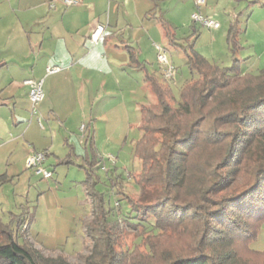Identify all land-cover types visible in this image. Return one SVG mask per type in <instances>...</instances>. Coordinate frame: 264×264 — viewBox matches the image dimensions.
Instances as JSON below:
<instances>
[{"label":"trees","instance_id":"16d2710c","mask_svg":"<svg viewBox=\"0 0 264 264\" xmlns=\"http://www.w3.org/2000/svg\"><path fill=\"white\" fill-rule=\"evenodd\" d=\"M158 19L174 44L173 27L162 14ZM195 40L182 44L192 76L180 85L178 97L164 75L165 80L154 71L145 73L156 101L139 109L141 137L133 152L141 166L130 172L143 189L138 198L119 189L110 194L121 193L126 203L121 206L117 198V206L112 205L94 177L99 157L93 154L83 165L93 203L84 223L92 239L84 264H244L232 245L237 238L264 254L252 246L264 221V65L242 71L237 15L227 34L230 65L208 58ZM130 55L138 61L133 49ZM93 137L89 132L87 142ZM25 213H12L7 221L0 217V264H74L64 252L45 254L32 244L28 227L33 216L27 221ZM123 222L139 229L145 240L138 262L118 246ZM172 232L188 237V246L168 248L159 262L152 257L157 240Z\"/></svg>","mask_w":264,"mask_h":264},{"label":"crops","instance_id":"0c3cea01","mask_svg":"<svg viewBox=\"0 0 264 264\" xmlns=\"http://www.w3.org/2000/svg\"><path fill=\"white\" fill-rule=\"evenodd\" d=\"M247 1H214L217 8L219 6L230 8L227 12L228 21L223 24L219 20L220 26L211 30L214 41L227 37L230 22L235 15L240 21L241 35L247 33L249 21L244 28L242 15L248 14L250 17L253 15L252 9L250 14L247 10L249 6ZM251 1L264 8V0ZM161 2L155 0L154 4V0H76L74 3H67L65 0H0V109L10 107L12 117L14 116L13 123L17 125L13 129L19 131V134L24 125H27L25 133L21 132L26 135L38 118L31 112L30 87L24 80L43 79L45 96L38 104V113L41 112L42 120L44 117L50 120L49 125L51 121L57 120L60 122V130L63 129L57 137L56 133L54 135L52 133L49 137L42 133L29 136L31 147L47 151V162L52 160L56 164L64 160L77 162L78 158L73 156L78 155L76 151L79 149V144L81 142L85 145L89 144L87 142L89 125L83 121L88 114L87 110L90 111V118L98 121L105 116L103 109L111 100L115 102L112 101L113 105L107 107L108 109L116 108L123 103L134 104L140 109V105L145 103L138 92L143 88L145 90L143 95L148 98L146 71L156 73L158 70L163 75L159 62L157 68H150L147 65L148 59L143 49L151 46L152 23L159 24L165 35L158 19L159 15H164L161 12L162 8L158 7L161 6ZM211 4L212 0H206L203 6L206 15L210 17L214 14L211 12L213 10ZM167 21L172 23L175 32L173 45L182 55L185 53L182 48L185 39L176 36L177 21ZM98 24H103L104 30L94 42L91 36ZM197 29L199 30V27L194 23L191 30ZM200 33L199 30L198 34ZM259 33L264 34V25L261 26ZM130 49L135 51L138 61L131 58ZM239 57L244 58L241 62L242 71L259 70L260 67L253 69V65L250 68L242 67L244 63L251 61L250 55ZM171 60L174 62L172 57ZM230 60L226 63L221 59L214 61L230 65L233 61ZM51 64H63L65 68L47 74L46 66ZM172 79L176 80L175 73ZM23 94L25 101L17 107L18 96ZM94 104H98L95 111ZM11 105H14L13 109ZM18 111H20L19 116L15 114ZM92 112H94L93 116ZM18 117L26 118V122H23V119L18 120ZM83 123L86 125L84 129L81 128ZM42 128L45 130L46 127ZM10 135L12 136L11 132L5 129L0 131V139H3L0 144L18 140ZM92 146L93 144L90 147ZM30 150L31 148L15 153L14 163L22 165ZM83 157L85 160L81 163L82 166L92 159L88 155ZM0 175H3L0 177V185L13 178L6 171L1 172ZM1 202L0 199V206ZM17 203L15 198L14 206H17ZM18 208H20L18 213L9 209L0 213V217L7 221L8 212L22 213L24 204ZM29 228L30 225L28 234ZM35 247L42 248V246Z\"/></svg>","mask_w":264,"mask_h":264},{"label":"rangeland","instance_id":"374dc122","mask_svg":"<svg viewBox=\"0 0 264 264\" xmlns=\"http://www.w3.org/2000/svg\"><path fill=\"white\" fill-rule=\"evenodd\" d=\"M156 1L161 2V0ZM192 1L191 3L190 1L185 2L182 0H162L161 6L158 7L162 8L161 12L167 20L177 21V37L190 38L191 41L196 39L195 47L197 50L202 51L211 60L221 59L226 63V61L233 58L227 37L214 41V37L211 34L213 28L196 23L192 19V13L195 11H200L206 15L203 9L204 3L199 8L196 2ZM214 1L212 0L211 4V7H213L211 12L214 14H211V16L213 18L217 17L216 19L221 20L225 24L228 21L227 12L230 11V8H224L223 6L217 8ZM247 2L249 3L247 10L250 14L252 9L253 15L251 17L248 14L242 15V26L244 28L247 27L249 21V28L247 33L245 32L241 35L243 48L237 55H250L251 61L244 63L242 67L250 68L253 65V69L256 70L257 67L264 65V34L259 33L261 26L264 25V8L256 5L251 0ZM155 7L157 6L155 5ZM158 13L157 15H159ZM258 21L261 22L256 24ZM194 23L201 31L198 35L191 30V26ZM150 34H152L151 46L143 48L144 55L148 59L147 65L150 68H157L159 61L155 43L162 44L166 48L168 57L170 59L172 57L177 65L175 71L176 80L167 78L166 81L172 83L174 93L178 97L180 85L192 76L186 64V55L185 53L181 55L180 51L169 42L168 37L164 35L163 29L159 24L152 23ZM156 74L164 79L158 70ZM144 91L142 88L138 92L139 97L143 99L142 101L151 103L156 101V95L150 88L148 89V98L143 95ZM18 98L17 107L20 106L21 102L25 101V95H20ZM112 101L106 104L105 109H103L106 114L98 121L95 118H90V111L87 110L88 114L83 121L89 125L88 130L94 136V141L90 140L93 144L92 147L89 146L90 142L87 145L83 142L79 144V149L76 151L78 155L73 156L78 158L77 162L57 164L53 160L45 162V165L53 172L51 177H44L41 172L36 171V167L27 165L29 152L22 165L14 163V155L31 148L30 135L37 136L42 133L49 137L52 133L53 135L56 133V137L60 136V132L63 130L59 128L60 122H57V120L51 121L49 125L48 121L50 120L44 117L43 124L47 130L46 128L43 130L44 128L39 126L37 119L26 135L23 133H25L27 125H24L23 130L18 134L19 131L13 129L17 125L13 123L14 116L12 117L11 108L0 109V131L5 129L9 133L11 132L12 136L10 135V137L18 138L13 143L0 144V173L6 171L13 177L0 185V199L2 201L0 213L2 214L9 209L18 213L20 210L18 207L24 204L27 221H30L31 215L33 216L30 221L28 234L32 244L42 246L45 254L55 255L58 252H64L74 264H84V256L90 252L92 245V239L85 230L84 225L85 220L93 214V203L86 189L87 170L81 165L85 160L83 156L88 155L89 158H92L93 154H95L99 157L94 167V177L99 178L97 188L107 193L112 205L117 206V198L121 200V206L125 205L126 201L121 193H113L111 195L110 192L121 189L131 194L134 198H138L143 191L135 182V179L130 177V172H138L141 166L139 159L135 157L133 152L134 143L141 137V130L138 127L140 111L134 104L130 105L128 103L108 109L107 107L113 105ZM11 107L13 109L14 105H11ZM97 107L98 104H94V111ZM19 112L15 114L19 116ZM41 115V112H39L35 117L38 118ZM93 115L94 112H92ZM20 119L26 122V118L18 117V120ZM0 142H3V139H0ZM109 154L117 156L116 163H110L107 158ZM117 174L122 175L117 176ZM15 198L18 202L17 206H14ZM10 215L11 212H8L6 217L9 218ZM119 241V248L129 250V260L136 259L138 262V253L143 254L146 249L145 240H142L139 229L127 226L123 222ZM157 243L156 252L152 257L161 262L160 260L168 248L182 249L181 251H183L185 246H188L189 239L186 236L172 232L163 235L162 239L159 238L157 240ZM232 245L238 248L239 258L244 264H264V254L249 250L245 244L241 243L240 238L234 239ZM252 246L256 249L264 250V221L258 237L252 241Z\"/></svg>","mask_w":264,"mask_h":264},{"label":"built area","instance_id":"2783aa9c","mask_svg":"<svg viewBox=\"0 0 264 264\" xmlns=\"http://www.w3.org/2000/svg\"><path fill=\"white\" fill-rule=\"evenodd\" d=\"M195 1H196L197 6L200 8V6L206 0H195ZM65 2L74 3L76 2V0H65ZM192 19L196 23H200L207 27L217 28L220 26V21L218 19L204 15L200 11L193 12ZM103 30H104V25L98 24L91 36L94 42H96L99 39ZM155 48L157 50L158 61L162 67V72H163L164 77L169 78V79L173 78L175 70H176V65L168 57L166 48L160 43H155ZM64 68H65V65L63 64L47 65L46 73L47 74L56 73V72L61 71ZM24 82L28 84L30 87L29 97H30L31 105H32L31 112L32 114H37L38 104L44 99V96H45V91L43 87V79L27 78L24 80ZM38 122L40 126L42 127L44 126L43 120L40 116L38 117ZM85 126L86 125L83 123L81 125V128L84 129ZM108 158L112 163H116V160H117L116 155L109 154ZM46 159H47L46 150H39L34 147H31V150L27 156V165L29 167H36L37 168L36 171L41 172L44 177H51L53 175V172L45 165ZM26 228H27V225H24L23 229L26 230Z\"/></svg>","mask_w":264,"mask_h":264}]
</instances>
